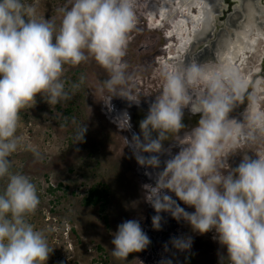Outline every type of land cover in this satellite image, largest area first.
Here are the masks:
<instances>
[{
	"label": "clouds",
	"instance_id": "9594fccd",
	"mask_svg": "<svg viewBox=\"0 0 264 264\" xmlns=\"http://www.w3.org/2000/svg\"><path fill=\"white\" fill-rule=\"evenodd\" d=\"M139 0H70L59 26L27 0H0V264H46L52 249L44 230L31 223L40 206L37 185L14 170L10 159L26 144L21 113L38 99L56 105L71 98L84 78L68 84L66 66L94 59L108 74L102 90L123 97L144 112L132 122L120 113L129 132V159L145 178L141 193L152 209L151 231L170 221L187 225L162 242L157 264H176L195 235L217 244V262L264 264V80L253 81L226 63H168L158 69V95L147 101L125 90V60L137 26ZM264 41V33L253 37ZM146 104V107H145ZM243 104L239 116L233 112ZM186 113L199 115L194 127ZM84 127L78 132L83 139ZM251 149L230 163L242 149ZM111 255L126 260L153 244L140 218H125L112 235Z\"/></svg>",
	"mask_w": 264,
	"mask_h": 264
},
{
	"label": "rangeland",
	"instance_id": "374dc122",
	"mask_svg": "<svg viewBox=\"0 0 264 264\" xmlns=\"http://www.w3.org/2000/svg\"><path fill=\"white\" fill-rule=\"evenodd\" d=\"M247 1H242V5L238 7L239 11L234 10L236 3L231 1V32L243 23V7ZM27 2L35 3L38 13L46 19H53L57 26L62 15L59 9L70 7V0H27ZM148 2L149 0H139L137 26L130 34L131 39L125 57L129 66L127 70L129 80L125 90L141 101H147L159 94L162 81L159 79L158 69L162 65L175 63L178 60H181L180 63L195 60V55L202 50V43L212 46L207 40L214 39L215 32L221 28L225 30L228 28L226 24L229 15L227 10L225 14L220 11L213 23L216 26L210 28L206 35H200L195 39L184 53L180 52L181 56L177 55L179 54L177 43L169 39V57L172 60H165L162 54L154 57L155 52L153 55L150 51L138 54V45L148 48V44L152 43L149 39L141 40L137 37L141 31H144V23L148 21L149 24L158 25V29L154 31L147 29L145 33L164 34L162 30L168 28L172 20L169 21L157 12L152 14L149 10L150 6L146 5ZM258 6L264 10V0H260ZM257 21L262 29H253L252 38L264 33L263 11L259 13ZM217 24L220 25L219 28ZM139 26L141 28H138ZM233 37L234 35H231V39ZM160 42L156 49L163 48L161 45L164 43L163 37ZM253 45L239 52L232 66H235V71L244 73L250 80L259 82L264 80V41L253 38ZM154 59L163 60V63L161 64L160 61L155 63ZM212 62L220 64L211 59L200 63ZM132 68L135 70L133 71ZM81 77L84 78L83 83L74 92L70 90L69 100L50 105L38 99L32 108L22 111L20 134L26 144L37 148L40 157L37 158L27 150L18 151L10 157L14 162V170L28 175L37 185L41 203L30 219L37 229L44 230L49 247L52 249L46 264H157L163 254L162 242L167 240V227L163 232L150 230L146 218L151 215L152 209L148 206L142 214H130L131 208L139 210L141 202L144 203L140 198L139 189L135 186L136 183L141 185L142 182L133 174L130 175L129 171L118 168L119 161L120 166L128 165L130 161L116 156L113 157L115 160H112L109 157L110 149L115 148L111 146L112 142L119 141L125 133H121L122 131L105 110H110L108 104L116 103L123 97L113 95L106 89L102 90L103 81L108 78V74L94 59H89L77 67L66 66L65 79L69 85L73 82L78 83ZM121 107L114 109L120 113L123 110ZM243 109L241 111L237 109L233 115L239 116ZM84 127L87 128V133L83 139H79L78 132ZM249 151L251 149H242L230 163H235L240 155ZM133 161L132 159L130 164ZM134 166L136 162L133 163ZM4 183L0 181V190ZM96 186L108 188V202L104 209L100 202L87 201V197L91 195L90 191ZM133 217L144 221L146 229L152 236L153 244L145 251L131 253L126 260H117L111 255L112 235L122 219ZM179 232H190V229L187 225H182ZM210 238L211 234L195 235V243L191 251L173 257L176 264H218V246ZM223 264H228L226 259Z\"/></svg>",
	"mask_w": 264,
	"mask_h": 264
},
{
	"label": "bare ground",
	"instance_id": "6f19581e",
	"mask_svg": "<svg viewBox=\"0 0 264 264\" xmlns=\"http://www.w3.org/2000/svg\"><path fill=\"white\" fill-rule=\"evenodd\" d=\"M220 1L223 0H149L146 5L150 6L149 10H151L152 14L153 12H157L160 13L163 17L167 18L169 21L172 19L170 22L172 29L170 30L169 35L170 39L176 41L177 48L179 50V54L177 55L181 56V53H184V51H186L187 48L192 44V42L197 39L200 35H204L206 30L213 24V20L216 18L215 10L217 9V6ZM238 3H242V0H238ZM258 4H260V0H248L246 2L243 23L240 27L234 30L233 39L229 40L228 37L226 39L224 38L227 47L223 50V54L219 57V63H226L227 65L232 67L233 71H235V66L233 67L232 63L234 61V58H236V55H238L239 52L254 46L251 31H253V29L255 28L262 29L257 20L259 17V13L261 11L264 12V10L261 8V6H258ZM231 45H233L234 47ZM180 62L181 60H178L175 63ZM122 99L124 98H121L120 101H124ZM118 103L120 104V102ZM108 106L110 110L106 109L105 112L110 115L119 130L122 131L121 133H125L124 137H120L119 141L112 142L111 146H115V148L110 149L111 152H109V157L112 160H115L113 159L114 156L119 158H125L128 160V162H131L132 159H129L130 150L128 147L129 132L127 126L122 124L119 114L127 110L131 113L132 122H138V118L143 117L144 112L139 108L129 107L128 102L122 104L121 108L123 110L120 113L114 109L118 108L116 106V103H111L110 105L108 104ZM120 106L118 109H120ZM99 112L101 111L99 110ZM119 162L118 168L120 170L129 171L130 175L133 174L134 176L138 177L141 182H144L145 178L141 175L137 163L136 166L133 167V163L135 161H133L131 164L129 162V164L125 166H120ZM135 186L137 187V189H139L140 198L143 199L140 183H136ZM147 206V204L141 202L140 209L137 210L136 208H134L133 210V208H131L130 214H142L146 210Z\"/></svg>",
	"mask_w": 264,
	"mask_h": 264
},
{
	"label": "flooded vegetation",
	"instance_id": "af4514ba",
	"mask_svg": "<svg viewBox=\"0 0 264 264\" xmlns=\"http://www.w3.org/2000/svg\"><path fill=\"white\" fill-rule=\"evenodd\" d=\"M225 1H227V3H225ZM231 1H233V0H223V1H220L219 4H218V6H217V9H216L217 11L215 10V16L216 17L219 16L218 13L220 11H222V13L225 14V11L227 10L228 11V14H229L228 15V20H227L228 23L226 24V25H228L227 26L228 28L226 30L224 28H221V30L217 31L214 39L212 38L211 40H207V41L215 44V48H216L215 49V52L214 51H211L209 49V45H206L205 43L204 44L202 43V45H201V49L202 50H200L199 53H197L195 55V59L198 58L199 61L200 60H203L204 61V59H206V58L207 59H211L210 57L213 55V53L217 56L218 55V50H217V48H218V40H220L221 38H225L226 39L227 37H228L229 40H231V34H229V32L231 33ZM215 19L213 21H215ZM144 24H145L144 25L145 28L143 29L144 31H141L140 34L137 37L138 38H141V40H143V38L144 39L145 38L146 39H149L152 43H149L148 44V48L145 47L146 49L142 45H140V46L138 45V48H137L138 54L141 53V52H148V51H150L151 52V55H153L154 52H155L154 57H156L158 54H159L158 56H160V54H162V55H164V58L163 59H165V60L166 59L172 60L171 57H169L170 56V48H168V46H169V39H170V35L168 34V32L172 29L171 28V25H169L168 28L164 29V31L162 30V32L164 34H160V33L155 34L154 32L153 33H145V31H147V29L148 30L150 29V30H153L154 31V30L158 29V25H155V24H152V23L149 24L148 21H146V23H144ZM215 26H216L215 24H212L207 29V31L210 30V28L212 29ZM217 26H218V28L220 27V25H218V24H217ZM138 28H141V26H139ZM148 32H150V31H148ZM224 34H226L228 36L225 37ZM201 36H203V35H201ZM162 37H163V42L164 43H162L161 45H163V48L162 49H156L157 45L159 43H161L160 42V39H162ZM173 42H176V41H173ZM155 43H157V44L154 45ZM206 46H208V47H206ZM158 61H160L161 64L163 63V60H160L159 59ZM158 61L156 59H154V62L155 63L158 62ZM132 69H133V71L135 70V68H132ZM138 69H140V68H138ZM199 118H200L199 115H194V114H191V113H186V115H185V120L187 121L186 125L188 127H194L193 121L195 122V121L199 120ZM172 222L170 221V223L167 226V230H166V237H167V239H168V237H169L170 234L179 232V228H181V226H182V224H178L175 220H172Z\"/></svg>",
	"mask_w": 264,
	"mask_h": 264
},
{
	"label": "water",
	"instance_id": "95a60500",
	"mask_svg": "<svg viewBox=\"0 0 264 264\" xmlns=\"http://www.w3.org/2000/svg\"><path fill=\"white\" fill-rule=\"evenodd\" d=\"M243 1V0H242ZM233 3H236L235 4V6H234V10H238L239 11V9H238V7L240 6V5H242V3H238V0H233ZM238 4H239V6H238ZM245 9H246V4H245V7H243V11L245 12ZM208 33V31L206 30V32H205V35ZM216 33H217V31L215 32V35H216ZM225 35V37H227L228 35H226V34H224ZM231 35H234V32H231ZM206 47H208V46H206ZM227 47V44L225 43V39L224 38H221L220 40H218V48H217V50H218V55L216 56L214 53H213V56L211 57V60H213V61H218L219 62V57L223 54L222 52H223V50L225 49ZM209 49L211 50V51H214L215 52V44H213L212 43V46H209ZM192 55V54H191ZM195 55V54H194ZM195 59V58H194ZM197 62H201V61H203V60H198V58L197 59H195ZM205 61L207 60V58L206 59H204ZM191 62V61H190ZM253 78H255L254 76H253ZM121 100V98L120 99H118L117 100V102H116V104H117V106L119 105H121L122 106V104H125V103H127V100L126 99H124V101H120ZM126 101V102H125ZM118 102H120V104L118 103ZM243 107H244V105L243 104H241L240 105V107L238 108V110L239 111H241L242 109H243ZM235 113V111L233 112V114ZM140 119H142V117L141 118H138V120L137 121H139ZM198 121V120H197ZM197 121H193V125L195 126L196 124H197ZM133 123L135 124V123H137V122H135V121H133ZM184 123L186 124L187 123V121L184 119Z\"/></svg>",
	"mask_w": 264,
	"mask_h": 264
},
{
	"label": "trees",
	"instance_id": "16d2710c",
	"mask_svg": "<svg viewBox=\"0 0 264 264\" xmlns=\"http://www.w3.org/2000/svg\"><path fill=\"white\" fill-rule=\"evenodd\" d=\"M72 106H73V108H75L74 105H72ZM51 190H52V188H51ZM90 194H91L90 197H87L88 202H91V200L94 203L100 202L103 209L106 208V204H107L106 202H108L107 201L108 188L106 186L103 188L96 186V188H93L90 191ZM91 196H92V198H91Z\"/></svg>",
	"mask_w": 264,
	"mask_h": 264
}]
</instances>
